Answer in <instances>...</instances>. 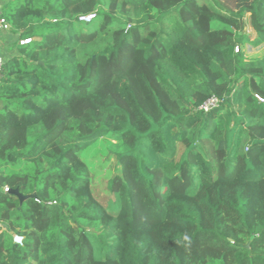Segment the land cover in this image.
Listing matches in <instances>:
<instances>
[{
  "label": "trees",
  "instance_id": "obj_1",
  "mask_svg": "<svg viewBox=\"0 0 264 264\" xmlns=\"http://www.w3.org/2000/svg\"><path fill=\"white\" fill-rule=\"evenodd\" d=\"M0 4V264H264V0Z\"/></svg>",
  "mask_w": 264,
  "mask_h": 264
},
{
  "label": "rangeland",
  "instance_id": "obj_2",
  "mask_svg": "<svg viewBox=\"0 0 264 264\" xmlns=\"http://www.w3.org/2000/svg\"><path fill=\"white\" fill-rule=\"evenodd\" d=\"M244 26L248 27L246 21ZM250 32L249 29L246 30ZM245 53L250 58L259 57L264 54V44L259 47H246ZM127 147L123 144L118 135H107L101 138L95 145L82 154V159L86 162L91 172L92 190L94 195L104 202L111 201L112 195L106 190V184L112 176L115 166V156Z\"/></svg>",
  "mask_w": 264,
  "mask_h": 264
},
{
  "label": "built area",
  "instance_id": "obj_3",
  "mask_svg": "<svg viewBox=\"0 0 264 264\" xmlns=\"http://www.w3.org/2000/svg\"><path fill=\"white\" fill-rule=\"evenodd\" d=\"M95 15L94 14H89L86 16H82L79 18V20L82 23H89L92 19H94ZM10 30V25L7 22V20L5 19V17L2 14V5L0 4V33H7ZM31 43V39L30 38H21L18 40V44L19 46H26L29 45ZM235 51H237V48L235 49ZM4 63V59L2 56H0V72L2 69ZM256 99L259 102L264 103V99L258 95L255 96ZM218 104V100L216 98H211L209 100H207L201 107L200 109H203L204 111H208L212 108H215ZM5 191H7V189H5ZM13 242L17 245H21L22 244V237L18 236V235H14L13 236Z\"/></svg>",
  "mask_w": 264,
  "mask_h": 264
},
{
  "label": "crops",
  "instance_id": "obj_4",
  "mask_svg": "<svg viewBox=\"0 0 264 264\" xmlns=\"http://www.w3.org/2000/svg\"><path fill=\"white\" fill-rule=\"evenodd\" d=\"M5 1V0H0ZM7 35H0V56L10 57L15 55L14 47H12V44L10 42V39Z\"/></svg>",
  "mask_w": 264,
  "mask_h": 264
},
{
  "label": "water",
  "instance_id": "obj_5",
  "mask_svg": "<svg viewBox=\"0 0 264 264\" xmlns=\"http://www.w3.org/2000/svg\"><path fill=\"white\" fill-rule=\"evenodd\" d=\"M11 194L15 195L18 197L20 203H22L24 200L28 199V198H34L35 195H29V196H22L21 194L18 193V190H12L10 191Z\"/></svg>",
  "mask_w": 264,
  "mask_h": 264
}]
</instances>
